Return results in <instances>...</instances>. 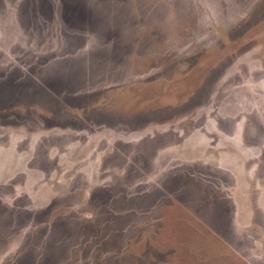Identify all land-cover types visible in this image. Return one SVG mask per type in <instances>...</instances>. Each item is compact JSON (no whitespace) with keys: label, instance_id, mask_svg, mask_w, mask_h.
<instances>
[{"label":"rangeland","instance_id":"1","mask_svg":"<svg viewBox=\"0 0 264 264\" xmlns=\"http://www.w3.org/2000/svg\"><path fill=\"white\" fill-rule=\"evenodd\" d=\"M0 264H264V0H0Z\"/></svg>","mask_w":264,"mask_h":264}]
</instances>
